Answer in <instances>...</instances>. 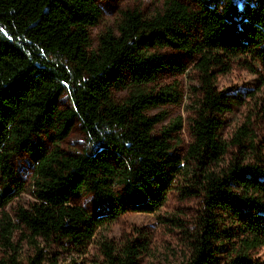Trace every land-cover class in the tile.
<instances>
[{
	"label": "trees",
	"instance_id": "16d2710c",
	"mask_svg": "<svg viewBox=\"0 0 264 264\" xmlns=\"http://www.w3.org/2000/svg\"><path fill=\"white\" fill-rule=\"evenodd\" d=\"M165 0L149 16L122 11L117 32L106 31L91 49L88 28L101 14L96 0H0V239L23 228L46 243L85 247L98 229L127 212L152 213L177 179L190 176L204 193L198 229L180 264H256L264 245V155L257 151L249 119L230 141L220 135L232 95L216 88L219 75L237 65L259 75L264 86V0ZM177 49L198 72L199 98L189 121L191 141L173 152L172 132L146 110L176 102L177 92L153 94L145 86L185 65L162 49ZM128 91L123 101L115 93ZM66 93L70 105L61 107ZM264 116V89L258 100ZM86 147L61 148L75 121ZM43 135L49 146L35 138ZM230 149L232 157L227 159ZM23 150L32 164V197L14 221L6 207L23 191L11 156ZM249 153V155H247ZM13 186L15 188L13 189ZM80 192L105 204L102 213L71 202ZM223 213L230 225L218 224ZM226 218H223V220ZM229 226V227H228ZM98 243L103 264H138L146 244Z\"/></svg>",
	"mask_w": 264,
	"mask_h": 264
},
{
	"label": "rangeland",
	"instance_id": "374dc122",
	"mask_svg": "<svg viewBox=\"0 0 264 264\" xmlns=\"http://www.w3.org/2000/svg\"><path fill=\"white\" fill-rule=\"evenodd\" d=\"M165 0H96L101 14L98 22L88 28L91 49L98 45L100 36L106 31L117 32L122 11L135 9L145 16L162 8ZM194 7V0H181ZM162 52L182 62V72H163L156 80L145 86L153 94L160 92H177L176 102H167L152 106L146 110L148 116L160 118L154 128L159 134L161 129L180 118L181 129L171 133L172 150L183 156L191 141L189 121L194 116L198 93V72L193 63L177 49H162ZM217 90L225 95H232L238 102L233 103L223 116L220 135L230 141L234 130L249 119V129L254 134L257 151L264 155V116L258 112V100L264 86L259 75L253 74L237 65L216 80ZM128 91L115 93L117 101H123ZM61 107L69 106L70 100L64 93L59 100ZM42 146H49L43 135L35 138ZM62 149L69 153L79 152L86 147V139L80 122L75 121L68 136L60 143ZM230 149L227 159L232 157ZM249 155V153H247ZM11 165L17 181L23 184V191L16 195L7 205L8 216L14 221L18 206L33 201L32 171L33 164L23 150L15 151L11 156ZM15 186H13V189ZM204 193L190 176L177 179L169 191L165 203L155 212H127L120 215L108 226L97 230L94 238L85 247H76L70 243H46L29 237L23 228H17L10 235L9 244L0 239V264H103L98 243L106 237L114 246L120 247L126 241L140 240L146 244L138 258V264H180L188 255L191 235L198 229V221L204 205ZM71 202L80 205L87 212L102 213L105 204H96L88 192L71 196ZM218 224L230 225L229 217L220 213ZM223 218H226L223 220ZM229 227V226H228ZM256 264H264V245L253 253Z\"/></svg>",
	"mask_w": 264,
	"mask_h": 264
}]
</instances>
